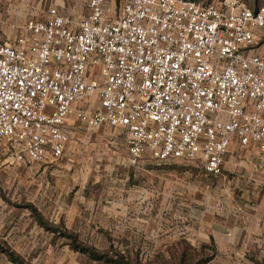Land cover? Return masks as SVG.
<instances>
[{"label": "built area", "instance_id": "2783aa9c", "mask_svg": "<svg viewBox=\"0 0 264 264\" xmlns=\"http://www.w3.org/2000/svg\"><path fill=\"white\" fill-rule=\"evenodd\" d=\"M0 40V143L17 162L61 159L73 119L124 131L129 163H197L223 175L233 143L264 153V5L83 0Z\"/></svg>", "mask_w": 264, "mask_h": 264}, {"label": "rangeland", "instance_id": "374dc122", "mask_svg": "<svg viewBox=\"0 0 264 264\" xmlns=\"http://www.w3.org/2000/svg\"><path fill=\"white\" fill-rule=\"evenodd\" d=\"M239 1L248 7L264 5V0ZM124 2L109 0L115 8ZM55 3L0 0V34L43 19ZM64 4L66 12L74 10V16L88 14L80 0H64ZM71 126L65 155L49 164L15 163L0 143V245L26 263L106 264L73 251L71 240L59 232L40 227L29 206L52 227L73 233L90 248L145 264L176 261L184 242L189 243V230L197 231L199 212L206 207L213 213L221 209L220 201L225 199L221 191L230 186L222 179L205 177L199 164L180 165L167 173L152 165L131 167L125 135H101L75 119ZM204 255L214 256V251L207 249ZM0 264L11 263L0 254Z\"/></svg>", "mask_w": 264, "mask_h": 264}, {"label": "crops", "instance_id": "0c3cea01", "mask_svg": "<svg viewBox=\"0 0 264 264\" xmlns=\"http://www.w3.org/2000/svg\"><path fill=\"white\" fill-rule=\"evenodd\" d=\"M61 1L63 4L55 0L56 3L47 10L44 18L39 21L45 20L49 16V11L54 8L63 14L73 15L74 19L78 21L85 19L89 15V9L83 0L80 1L88 12L84 17L79 15L74 16V10L66 12L64 0ZM29 21L25 25H19L18 28L13 26L6 29L0 34V40H15L20 35L26 34L25 27ZM19 30H21L20 33ZM258 32L262 38L252 50V53L264 56V31L259 30ZM71 121L67 124L66 128L69 136L73 132ZM81 125L84 126L83 124ZM86 128L89 131L97 132L101 135L108 134L111 137L115 134L125 135L124 131L110 129L109 127H102L100 129ZM126 155L128 164L131 166L128 150L126 151ZM9 159L15 163H22L10 157V152ZM185 164H190V162L171 160L157 165L152 161L143 160L135 167L152 165L157 166L161 172L167 173L179 170V166ZM203 175L205 177L222 179L224 185H229L230 188L221 191L222 198L225 199L220 201V210L215 209L213 213L206 207L205 211L199 212L200 217L197 231L189 230V238L186 240L192 246L198 245L201 247L205 245L213 247L214 258L211 262L216 261L221 264H264V153L259 150L256 144L242 146L239 143H233L230 153L224 160L223 175L213 177L204 171Z\"/></svg>", "mask_w": 264, "mask_h": 264}, {"label": "trees", "instance_id": "16d2710c", "mask_svg": "<svg viewBox=\"0 0 264 264\" xmlns=\"http://www.w3.org/2000/svg\"><path fill=\"white\" fill-rule=\"evenodd\" d=\"M212 3L213 2H209L205 4L208 5ZM259 7L261 6L251 7V8L258 9ZM28 208L31 210L36 222L40 227L50 232H59L60 236L70 239L71 240L70 247L73 251L86 255L87 257H89V259L95 262H104L106 264H145L138 260L133 261L120 253L112 255L109 253H102L93 248H90L80 243L78 237L73 233H70L66 230L61 231L56 227H52L35 207L29 206ZM207 249H211L212 251H214L213 247H209L205 245L201 246L200 251H197L193 249L192 245H190L187 242H184L183 251L176 261H170V262L156 261L154 263H149V264H209L213 260L214 256L213 255L205 256L204 252ZM0 254L4 255L11 264H28L14 251L2 245H0Z\"/></svg>", "mask_w": 264, "mask_h": 264}]
</instances>
